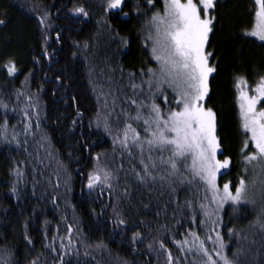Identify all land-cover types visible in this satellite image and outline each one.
Listing matches in <instances>:
<instances>
[{"label": "trees", "instance_id": "1", "mask_svg": "<svg viewBox=\"0 0 264 264\" xmlns=\"http://www.w3.org/2000/svg\"><path fill=\"white\" fill-rule=\"evenodd\" d=\"M110 1L0 0V264H206L199 241L223 264L217 233L232 264H264V161L245 159L255 148L240 112V90L255 95L264 79V43L247 34L254 0H217L205 48L215 71L201 104L215 113L216 159L230 161L216 187L234 193L243 179L239 203L213 199L190 157L173 170L161 162L171 152L146 143L155 124L132 117L179 110L172 88L155 87L164 2ZM128 124L142 147L131 132L121 143Z\"/></svg>", "mask_w": 264, "mask_h": 264}, {"label": "snow or ice", "instance_id": "2", "mask_svg": "<svg viewBox=\"0 0 264 264\" xmlns=\"http://www.w3.org/2000/svg\"><path fill=\"white\" fill-rule=\"evenodd\" d=\"M122 2L123 0H111L108 6L118 8ZM163 2L164 14L161 16L157 13L152 17L157 33L152 53L159 63L160 73L155 87L159 90L161 84H167L169 88H172L178 97L174 102L179 110L169 109L167 114H162L160 107L152 104L148 119L139 113L132 119L143 121L149 127L151 126L150 121L155 124V130L151 132L152 138L146 140V143L158 148L161 152H171V157L168 160H162V163L169 164L175 170L177 168L176 157L183 158L185 162L190 157L194 176L207 181L213 190V199L219 198L224 202L239 203L243 200L246 191L243 179L239 181L238 186H234V193L227 183L223 185L222 194H219L220 190L216 187L217 172L228 168L230 161L216 159L219 144L215 136V113L211 109L206 110L200 103L208 94L209 75L215 71V68L209 65L212 53L205 51L215 19L214 16L209 15V10L215 7L214 0H197V2L194 0H163ZM148 3L153 4L154 0H148ZM254 3L257 6L254 13V26L247 34L264 41V0H254ZM77 11L82 13L84 10L77 9ZM15 71L14 66L8 68L9 74ZM149 72L155 75L152 69H149ZM146 83L150 88L154 86L151 80ZM245 84L246 81L240 79L237 87ZM133 87L139 86L133 85ZM253 91L255 95L249 96L247 91L240 90L242 127L246 133L250 134L244 147L247 148L250 141L255 148L253 154L245 157L248 162L264 161V108L257 109L261 99H264V79ZM165 102H167V97H165ZM131 103L136 104V101L133 100ZM143 131L148 133L149 128H144ZM129 132L132 133L133 147H142V144L138 143L140 133L131 124H128L124 130V139L121 141L124 147H128ZM155 166V164L152 165L153 168ZM144 172L145 175H150L148 165H144ZM107 178L108 175L105 174V179ZM99 179V176H91L88 186L93 187ZM261 227L264 228V223ZM190 235H193L194 242L199 241V237L194 233ZM217 240L220 243L219 249L215 250L216 256L223 264H232L230 259L222 253L225 245L219 233H217ZM199 249L208 257L206 264H217V261L204 247L203 241H199ZM169 260L171 261V255H169Z\"/></svg>", "mask_w": 264, "mask_h": 264}, {"label": "rangeland", "instance_id": "3", "mask_svg": "<svg viewBox=\"0 0 264 264\" xmlns=\"http://www.w3.org/2000/svg\"><path fill=\"white\" fill-rule=\"evenodd\" d=\"M216 1L217 0H214V3H216ZM111 2V1H110ZM211 10V9H210ZM225 19H226V21H228L227 23H233V22H235V23H238L237 22V19H236V11L235 10H229L228 12H227V14H226V16H225ZM232 20V21H231ZM254 26V25H253ZM252 29H253V27H252ZM252 29H251V31H252ZM253 38H255V39H257L258 41H261V40H259L257 37H254V36H252ZM261 42H263L264 43V41H261ZM200 103H202V101L200 102ZM240 112H241V109H240ZM217 155V154H216ZM220 172V171H219ZM219 172H217V174H216V176H218V174H219ZM203 175V174H202ZM206 181V180H205ZM207 182V181H206Z\"/></svg>", "mask_w": 264, "mask_h": 264}]
</instances>
